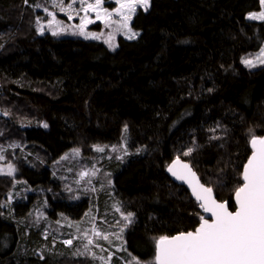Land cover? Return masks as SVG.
Listing matches in <instances>:
<instances>
[{
    "label": "trees",
    "instance_id": "obj_1",
    "mask_svg": "<svg viewBox=\"0 0 264 264\" xmlns=\"http://www.w3.org/2000/svg\"><path fill=\"white\" fill-rule=\"evenodd\" d=\"M36 1L0 0V148L18 146L27 188L0 176V264H98L60 241L68 227L44 234L58 216L77 221L95 198L98 211L109 202L106 191L77 200L61 192L52 164L75 147L123 140L128 151L105 164L112 202L132 213L123 258L107 264L153 261L156 239L198 226V203L165 172L174 158L233 209L251 135H264V62L242 63L264 43V20L247 18L259 0H149L131 20L139 35L120 36L112 50L39 33Z\"/></svg>",
    "mask_w": 264,
    "mask_h": 264
},
{
    "label": "rangeland",
    "instance_id": "obj_2",
    "mask_svg": "<svg viewBox=\"0 0 264 264\" xmlns=\"http://www.w3.org/2000/svg\"><path fill=\"white\" fill-rule=\"evenodd\" d=\"M89 4L95 5V0H86V3L84 4H81L80 0H55V3L53 0H37L36 2H33L32 5L37 10L34 22L38 32L52 33L53 31H56L59 33V37L95 39L102 41L112 50L117 47L120 36L129 39L128 36L131 32H135L131 27V20L137 10H145L144 7L137 6L135 13L132 14V18L129 21L131 32L126 29L118 31L119 24L117 22H119L120 17L115 12V9L119 7L116 0H104L99 9L87 12L84 11ZM69 5H71V7H69ZM102 9H107L108 12L111 13L109 19L104 18L103 12L101 11ZM97 11H101L100 19H97ZM88 20H91L92 23H87ZM49 21H52V23L50 24ZM82 21L84 22L83 32L85 34L94 33L96 34L95 38L92 36L85 38V35L80 34ZM110 37L111 39H109ZM262 50H264V43L257 53L245 59L251 60L254 66L263 63L264 52H262ZM99 147L104 150L97 151L95 150L96 146L94 145L91 150L83 152L81 148L75 147L74 149H79L78 154H75L73 149H71L54 162L52 167L55 176L61 181V192L69 196L70 200H77L81 196L90 194L91 192L97 193L99 190L106 191L108 193L109 202L105 204V209L101 206V211H98L100 201L98 198H95L94 205L96 208L94 212H91L90 210L87 211L86 214L77 221H71L62 216H58L54 224L47 225L49 230L44 231V234L48 235L50 232H56V236L59 238L57 230L62 231L63 233L67 231L66 228L68 227L71 235L59 239L63 243L66 240H71L72 243H64V245L77 252V255L93 257L98 264H107L110 257L115 254V256L123 258L117 251L121 252L125 249L123 242L124 231L130 222L124 219L127 214L119 210L118 203L112 202V184L110 181L111 171L106 168L105 164L109 163V161L113 162L114 160L121 159L128 151L125 141L123 140L116 144H105ZM0 149L3 150L0 154L4 156V159L0 160V170H2L0 171V176L5 177L11 186L13 184L16 188L15 191H18L19 189L21 191H26L27 188L20 186L22 180L19 169L14 160V154L18 149V146H4ZM63 157L67 158L62 159ZM9 164L14 166V172L12 175L7 174ZM11 191L7 194L9 200L13 197V195H10ZM43 213V208L36 209L34 211L35 220H39L43 217ZM122 229L123 231H121ZM96 233H100V235H97ZM104 237H107V239ZM89 240L92 241L91 244L88 243ZM85 245H87V247H85ZM151 261L140 262L129 260L126 264H150Z\"/></svg>",
    "mask_w": 264,
    "mask_h": 264
},
{
    "label": "snow or ice",
    "instance_id": "obj_3",
    "mask_svg": "<svg viewBox=\"0 0 264 264\" xmlns=\"http://www.w3.org/2000/svg\"><path fill=\"white\" fill-rule=\"evenodd\" d=\"M53 2L55 3V0ZM80 2L84 4L86 0ZM103 2L104 0H95V5L89 4L84 11L97 10ZM116 3L119 7L115 12L120 17L117 30L126 29L131 32L129 21L132 14L137 6L147 10L149 0H116ZM259 4L262 10L250 13L249 19L264 20V0H259ZM101 11L105 19L111 17L107 9ZM101 11H97V19L101 18ZM83 23L82 21L80 34L85 35V38H95L96 34L83 32ZM87 23L92 21L88 20ZM58 34L56 31L52 32L54 36ZM137 35L139 33L131 32L128 38L132 39ZM242 63L249 67L254 66L248 59H242ZM43 127L46 128L47 124ZM249 144L252 152L240 173L242 183L234 190L235 211L229 210L227 202H217L212 196V188L205 187L195 179L196 173L188 164H182L177 159L168 166V172L176 179L189 184L193 196L201 202L203 211L210 213V218L201 216L200 224L194 231H181L176 235L160 236L156 239L154 260L150 264H264V136L251 135ZM95 150L104 149L96 146ZM2 151L0 149V152ZM192 151L193 149L189 148L184 155L187 156ZM73 152L78 154L79 149H73ZM64 158L67 157L62 159ZM3 159L4 156L0 154V160ZM13 172L14 166L9 164L7 174L12 175ZM131 217L132 213H128L124 219L131 222ZM64 243L72 242L66 240ZM88 243L91 244L92 241L89 240Z\"/></svg>",
    "mask_w": 264,
    "mask_h": 264
},
{
    "label": "water",
    "instance_id": "obj_4",
    "mask_svg": "<svg viewBox=\"0 0 264 264\" xmlns=\"http://www.w3.org/2000/svg\"><path fill=\"white\" fill-rule=\"evenodd\" d=\"M262 136H264V135H262ZM252 150V149H251ZM252 152V151H251ZM250 155H251V153H250ZM249 155V156H250ZM177 159H179V161L182 163V164H188L189 166H190V168L192 169V171L193 172H195L196 173V177H195V179H197V180H199V182L201 183V184H203L205 187H209V186H207L206 184H204L203 182H202V180L200 179V176H199V174L196 172V170L191 166V164L188 162V161H186V160H184V159H182V158H179V157H177V158H174V159H172V160H170L168 163H167V165H166V167H165V172H166V174L169 176V178L173 181V182H175V183H177V184H179V185H182L187 191H188V193L190 194V196L192 197V199L193 200H195L197 203H198V205H199V208H200V210H201V213H202V216H204L205 218H210V213H206V212H204L203 211V209L200 207V203L201 202H198L197 200H196V198H195V196H193V194H192V188L191 187H189V184L188 183H186V182H184V181H182V180H178V179H176L170 172H168V166L169 165H171L172 164V162L174 161V160H177ZM247 160H248V158H247ZM247 160H246V162H247ZM245 162V163H246ZM244 163V164H245ZM244 166V165H243ZM242 171H243V169H242ZM211 188V187H210ZM213 190V189H212ZM212 196H213V198L215 199V200H217V202H227V206L229 207V202H228V200H219L217 197H216V194H215V192L214 191H212ZM232 200H233V205H234V208L233 209H231L230 207H229V210L230 211H235V199H234V194H233V198H232ZM199 224H200V222H199ZM199 224H198V226H199ZM197 226V227H198ZM196 227V228H197ZM195 228V229H196ZM194 229V230H195ZM194 230H192V231H194ZM176 235V234H175ZM154 254H155V252H154Z\"/></svg>",
    "mask_w": 264,
    "mask_h": 264
}]
</instances>
